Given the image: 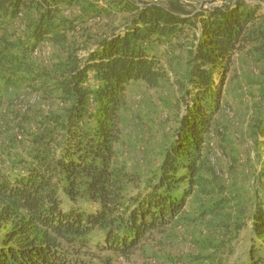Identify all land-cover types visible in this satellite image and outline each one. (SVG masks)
<instances>
[{
    "label": "trees",
    "instance_id": "1",
    "mask_svg": "<svg viewBox=\"0 0 264 264\" xmlns=\"http://www.w3.org/2000/svg\"><path fill=\"white\" fill-rule=\"evenodd\" d=\"M79 2L0 0V80L14 85L33 75L30 79H43L48 89L71 103L64 115L51 116L29 137L30 148L19 160V171L0 162V229L4 228L0 264H99L93 262L96 256L82 255L93 249L128 258L154 232L162 233L181 218L195 186L206 194L214 192L202 188L206 179L200 174L214 173L203 151L204 136L221 101L217 78L232 64L233 54L250 42L261 41L254 47L258 51L264 47L262 4L240 0L232 8L189 12L175 2L162 6L108 0L109 6L130 14V23L103 39L88 56L71 57L61 70L37 72L31 61L33 49L45 39H65L74 22L61 16L60 5ZM22 10L37 14L34 31L29 38L14 39L8 26ZM186 26L200 30V35L195 34L192 42L188 72L178 81L177 99L183 102L184 113L159 169L143 178L139 171L114 161L126 86L143 81L157 87L166 79L160 59L145 44L173 38ZM232 199L225 197L211 209ZM247 222L250 242L235 264H264V205L259 200L251 204L238 230ZM231 243L232 237L211 242L214 252L202 258L222 264L224 253L235 252ZM104 263L112 264L111 256Z\"/></svg>",
    "mask_w": 264,
    "mask_h": 264
},
{
    "label": "rangeland",
    "instance_id": "2",
    "mask_svg": "<svg viewBox=\"0 0 264 264\" xmlns=\"http://www.w3.org/2000/svg\"><path fill=\"white\" fill-rule=\"evenodd\" d=\"M138 1L162 6L175 2L196 12L220 6L232 8L240 0ZM245 1L264 5V0ZM60 6L61 16L71 19L74 29L66 33L65 39H45L33 49L31 61L37 72L61 70L71 57L88 56L103 39L115 31L121 32L131 21L128 12L109 6L108 0H80L74 5ZM92 8L99 13L93 14ZM36 20L34 11L22 10L8 26L9 34L14 39L29 38ZM194 29L186 26L173 38L145 44L167 73L157 87H149L143 81H131L126 86L122 133L115 143L114 161L139 171L143 178L159 169L165 148L175 137L184 113V104L177 99L178 81L188 72L192 42L195 34L200 35V30ZM256 44L261 41L250 42L245 50L235 52L232 64L217 78L221 101L212 127L204 136L203 151L214 173L200 174L206 179L202 180V188L214 192L206 194L200 185L195 186L181 218L162 233L154 232V237L141 242L128 258L97 249L91 253L83 251L82 255L96 256L93 262L99 264H105L107 256H111L112 264H212L210 259L202 258L214 252L210 243L227 242L232 237L235 252L224 253L222 264L240 260L250 242V223L238 230L239 224L246 222L254 201L264 205V47L258 51L254 49ZM31 76L14 85H4L0 80V162L14 172L21 169L20 158L28 154L29 137L51 116L64 115L71 104L57 90L48 89L43 79L32 80ZM130 191L136 192L133 188ZM225 197L233 199L213 211L212 206ZM79 204L89 209L95 207L81 201ZM3 234L4 228L0 229V240ZM98 235L96 232L92 236L93 242Z\"/></svg>",
    "mask_w": 264,
    "mask_h": 264
},
{
    "label": "built area",
    "instance_id": "3",
    "mask_svg": "<svg viewBox=\"0 0 264 264\" xmlns=\"http://www.w3.org/2000/svg\"><path fill=\"white\" fill-rule=\"evenodd\" d=\"M155 1V0H154ZM158 1V0H157ZM157 1H155V2H157ZM21 15V14H20Z\"/></svg>",
    "mask_w": 264,
    "mask_h": 264
}]
</instances>
